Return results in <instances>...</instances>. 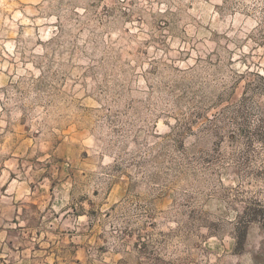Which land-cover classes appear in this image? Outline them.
<instances>
[{
  "label": "rangeland",
  "instance_id": "1",
  "mask_svg": "<svg viewBox=\"0 0 264 264\" xmlns=\"http://www.w3.org/2000/svg\"><path fill=\"white\" fill-rule=\"evenodd\" d=\"M264 0H0V264H264Z\"/></svg>",
  "mask_w": 264,
  "mask_h": 264
},
{
  "label": "trees",
  "instance_id": "2",
  "mask_svg": "<svg viewBox=\"0 0 264 264\" xmlns=\"http://www.w3.org/2000/svg\"><path fill=\"white\" fill-rule=\"evenodd\" d=\"M254 218H255V219H258V220L262 223V225H263V227H264V210H262V211L260 212V214L254 216Z\"/></svg>",
  "mask_w": 264,
  "mask_h": 264
}]
</instances>
